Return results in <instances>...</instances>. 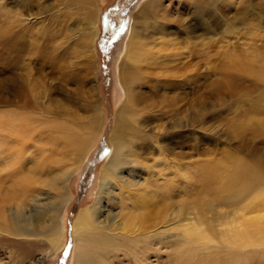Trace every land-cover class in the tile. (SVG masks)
<instances>
[{"label": "rangeland", "instance_id": "1", "mask_svg": "<svg viewBox=\"0 0 264 264\" xmlns=\"http://www.w3.org/2000/svg\"><path fill=\"white\" fill-rule=\"evenodd\" d=\"M151 1L0 0V115L25 111L41 121L60 103L92 141L69 156L64 196L52 204L42 188L47 195L27 206L44 223L23 236L0 232V264H76L74 221L96 203L97 222L134 246L98 263L264 264V176L242 178L243 163L264 172V0H158L143 16ZM133 26L145 59L121 73ZM53 34L67 56L54 67L69 72L56 76L65 80L56 92L49 86ZM22 40L27 48L17 50ZM132 77L140 83L131 155L106 178L116 113L126 104L123 82ZM2 182L11 181L0 174ZM129 197L149 203L144 221L119 206ZM0 203L7 219L18 200Z\"/></svg>", "mask_w": 264, "mask_h": 264}, {"label": "bare ground", "instance_id": "2", "mask_svg": "<svg viewBox=\"0 0 264 264\" xmlns=\"http://www.w3.org/2000/svg\"><path fill=\"white\" fill-rule=\"evenodd\" d=\"M157 2L158 0L151 1L148 4H144L145 12L142 15L144 16V14L148 13V11L154 10V8L157 7ZM144 9L142 11H144ZM137 35L138 34L136 33L133 26L131 37L129 38L130 46L129 44H127V53L125 56L127 58L125 59L128 60L129 63L123 64L121 73H134L135 71H137L133 70L137 67L134 64H138L140 60L145 59L144 49L146 50V47H143V41V43L141 41H137ZM53 36L54 37H52L51 44H49V47H51V49L49 50H51V52L48 53L50 57V62L48 61V63H51L50 65L53 66L51 69L52 80L49 86H51L52 91L56 92L59 88L58 84L63 85V83H65V80H60V83L57 82L56 76L61 75L63 78H65V76H67V73L69 72L65 65L62 66L60 70L55 69L54 67V63L56 62V60H58L59 57H64L66 55L63 52L59 53L60 49H57L59 46L57 45V43L55 45L57 36L54 34ZM3 41L4 47L9 46V37H5ZM13 41L15 42L14 38L12 42ZM174 43L175 42H173V44ZM189 43L191 44L190 41ZM166 44H170V42H166ZM17 45V50L27 48L26 41L23 42V40ZM11 49L13 48L11 47ZM64 50L62 49V51ZM187 50L189 51V48ZM12 51L10 50V52ZM55 51H57L59 55ZM77 69L78 68L72 70ZM6 71L3 72V82H6L10 79ZM74 79L76 78H73V80ZM123 83L126 91V104L122 108H120L116 113L115 127L111 134V140H115L116 142L114 141V143L116 145L114 146L111 156L108 157L109 159L107 161V164L103 166L104 177H106L109 172H112V174H114L116 168L124 163L126 157H129L131 155L130 151L132 149V142L129 140L128 135L130 130L132 129L131 119L135 118L138 114L136 109V92L138 91H135V87L140 82L132 77L129 78V80H125ZM168 83H170V81H168L167 84ZM20 90L18 91V93H24L23 88H21V86ZM34 97L35 101L31 102V100H29L30 108H37L39 96H37L36 93ZM160 100H162V98ZM66 112L67 109L64 107V105L60 103H54L51 108H49V106L47 107L48 117H46V120H36V117L33 118L30 115L33 113L26 114L25 111L22 113H17L16 111L6 110L4 112L5 116L3 114L0 115V174L3 177L6 176L11 181V184L9 183L10 185L7 184V182H2V184H0V191L2 193V195H0V198H4L0 200V202L5 203L6 201L9 202L10 200H18L16 211L13 210L12 214L8 215L7 219H4L0 213V232L5 231L15 236H23V233H30V229L35 223H44V217H38L37 215L39 213H37L36 211H32L30 213L26 212V208L28 205H30V203H33L34 201L38 202L39 194L47 195L45 192H43L42 188H49L48 192L51 195L48 194L47 197L48 199L51 198L52 204L56 202L57 197L64 196L63 194L65 191V183L69 175V169L71 164H73V160L75 159H72L71 164L68 165L70 159L69 156L72 155L74 151H78V154L81 155L82 152L85 151L92 142L87 135H81V133L85 129V125L83 123H78L77 121L75 122V120L73 122L66 120ZM27 165H29L28 170L26 167ZM243 165L244 173L242 175V178H244L245 180L249 179L254 182L263 181L262 177L264 176V172L263 170L258 168L257 165H246L245 163H243ZM6 167L12 168L13 171L10 173V170L7 171ZM106 178L102 180L101 189H105L109 183ZM159 191L160 194L164 193V189ZM130 198L131 197L125 200H121L119 206L122 209H125L126 212L136 214L135 216L142 217V221H144L146 216L144 215L145 212L143 210L149 208V203L147 204V202L144 200L133 201ZM134 198L140 199L137 195H135ZM47 206H50L52 210L56 207L55 205H45L42 207V210H48ZM128 207L129 210H127ZM137 211L139 212L136 213ZM45 212L46 211H42L41 213L45 214ZM101 212V209L97 206L96 203L93 208L91 206V208H87L83 212H79L78 216L75 218L73 225V235L75 236V248L77 251L76 257L78 260L76 264H101L98 262H105L108 255L110 256L114 253L118 254L121 252V250H123V252H126V254L130 255V249L134 250V246L132 245L133 242H131L127 238L125 240L124 236L122 235L114 236L105 229V226L100 225L97 222V216L100 215ZM11 215L12 217L9 218ZM110 219L111 215L107 214L104 221L106 222L107 227L110 222ZM139 238L142 243L148 241L142 236Z\"/></svg>", "mask_w": 264, "mask_h": 264}]
</instances>
